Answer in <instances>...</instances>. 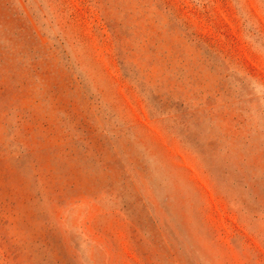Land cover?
<instances>
[{
	"label": "rangeland",
	"instance_id": "obj_1",
	"mask_svg": "<svg viewBox=\"0 0 264 264\" xmlns=\"http://www.w3.org/2000/svg\"><path fill=\"white\" fill-rule=\"evenodd\" d=\"M0 264H264V0H0Z\"/></svg>",
	"mask_w": 264,
	"mask_h": 264
}]
</instances>
